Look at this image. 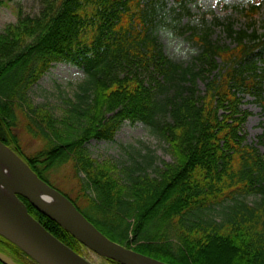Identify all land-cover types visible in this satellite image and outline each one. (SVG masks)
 <instances>
[{
  "label": "trees",
  "instance_id": "obj_1",
  "mask_svg": "<svg viewBox=\"0 0 264 264\" xmlns=\"http://www.w3.org/2000/svg\"><path fill=\"white\" fill-rule=\"evenodd\" d=\"M176 1L164 11L165 0H45L39 15L18 13V21L0 31V140L48 183L53 167L73 159L90 210L117 233L67 196L128 248L172 264H264V152L247 143L242 127L249 112L241 109L250 95L264 111V32L257 26L264 0L233 6L244 18L239 29L232 14L215 16L213 24L224 28L232 46L212 38L205 17L183 26L201 50L188 66L167 57L154 35L168 15L175 22L190 14L191 0ZM55 62L82 67L86 79L77 101H70L64 131L44 106L30 109L41 117L38 131L47 147L26 155L12 133L14 105L30 103L29 88ZM199 78L203 94L196 89ZM127 120L165 138L175 160L159 170L151 154L133 158L120 182L118 165L97 161L85 144L113 140ZM258 142L264 148V138ZM249 194L259 196L254 204ZM19 197L49 232L82 253L75 237ZM218 206L225 208L222 220L202 216ZM0 251L36 264L1 235Z\"/></svg>",
  "mask_w": 264,
  "mask_h": 264
},
{
  "label": "rangeland",
  "instance_id": "obj_2",
  "mask_svg": "<svg viewBox=\"0 0 264 264\" xmlns=\"http://www.w3.org/2000/svg\"><path fill=\"white\" fill-rule=\"evenodd\" d=\"M0 2V31L9 23L18 21V13L23 15L36 16L42 12L45 0H1ZM167 3V11L175 6L176 0H165ZM218 1H223L230 7H222ZM246 0H191L188 2L190 14H186L181 19L172 22L170 15L167 16L166 24H158L154 35L162 44L163 51L167 57L176 63L184 66L197 63V56L200 48L196 40L190 36L189 31H181V28L187 24H196L200 22V18L205 17L208 24L212 27V38L231 45V40L227 37L224 28L221 25L213 24L215 16H220L221 20H225L227 16L232 14L237 29L244 26V18L232 7L242 5ZM179 10V9H178ZM234 10V11H233ZM169 23V24H167ZM257 26L261 32H264V7L257 15ZM232 46V45H231ZM220 60V59H219ZM142 77V76H141ZM143 78V77H142ZM86 79L85 70L82 67L68 64L65 62H55L49 70L28 90L30 103L16 102L14 105L15 121L12 125V133L18 139L22 151L26 155H32L47 147V141L41 136L39 125L41 117L30 109L41 108L44 106L50 110L52 114L61 120L60 129L65 130L64 118L68 117V109L71 107L70 101H77V95L80 93V85ZM144 79V78H143ZM147 79V78H146ZM200 94L205 91V82L199 78L196 88ZM32 105L30 108L28 105ZM241 109L247 110L249 116L245 121L242 131L245 135L247 143L257 144L260 151L264 152L262 143L258 142L264 138V111L260 104L254 101V97L246 95ZM72 129V128H71ZM70 131V130H69ZM91 153V157L99 162L110 161L118 165L117 176L120 182H125L126 173L124 169L130 167L137 158L142 161V155L151 154V161H155L154 166L159 170L165 168L166 163H172L175 158L169 150V143L165 138H161L151 131V127L146 123L138 121L131 123L126 121L117 131L115 137L111 141L92 139L85 144ZM149 158V157H148ZM149 173L155 177L157 175L154 167L149 168ZM82 177L85 173L80 172ZM50 183L59 191L67 194L74 199L85 211H91L87 203V199L83 196L82 185L76 173L74 161L69 160L65 163L57 164L47 174ZM127 180V179H126ZM92 194V190H88ZM94 194V193H93ZM250 204L259 198L257 194H249L245 196ZM93 218L100 220L106 231L117 233L109 223L104 221L94 212L89 213ZM205 219L214 218L220 221L225 216V208L218 206L213 210H205L202 212ZM133 221V220H130ZM129 236L134 239L133 232L130 230ZM123 245V244H122ZM134 245V244H132ZM84 255L96 264H110L103 257L84 250Z\"/></svg>",
  "mask_w": 264,
  "mask_h": 264
},
{
  "label": "water",
  "instance_id": "obj_3",
  "mask_svg": "<svg viewBox=\"0 0 264 264\" xmlns=\"http://www.w3.org/2000/svg\"><path fill=\"white\" fill-rule=\"evenodd\" d=\"M20 195L101 257L121 264H168L110 239L66 195L40 178L0 140V235L38 264H96L49 232L29 213ZM0 262L19 264L1 251Z\"/></svg>",
  "mask_w": 264,
  "mask_h": 264
},
{
  "label": "bare ground",
  "instance_id": "obj_4",
  "mask_svg": "<svg viewBox=\"0 0 264 264\" xmlns=\"http://www.w3.org/2000/svg\"><path fill=\"white\" fill-rule=\"evenodd\" d=\"M44 215V214H43ZM46 216V215H45ZM95 225V224H94ZM96 226V225H95ZM97 227V226H96ZM98 228V227H97ZM99 229V228H98ZM104 233V232H103ZM105 234V233H104ZM110 238V237H109ZM111 239V238H110ZM113 240V239H112ZM115 241V240H114ZM132 249V248H131ZM224 257V256H223ZM215 258V257H214ZM225 258V257H224ZM158 260H160V261H162V262H165V263H168V264H172V263H170V262H167V261H164V260H161V259H158Z\"/></svg>",
  "mask_w": 264,
  "mask_h": 264
}]
</instances>
